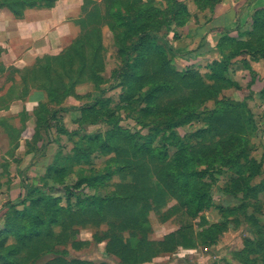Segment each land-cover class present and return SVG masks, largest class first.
Here are the masks:
<instances>
[{"label": "trees", "instance_id": "trees-1", "mask_svg": "<svg viewBox=\"0 0 264 264\" xmlns=\"http://www.w3.org/2000/svg\"><path fill=\"white\" fill-rule=\"evenodd\" d=\"M56 1L0 0V9H9L16 16H22L27 8L53 7ZM193 1L202 10L216 5L211 0ZM163 7L172 11L171 20L165 21L166 25L173 22L184 27L192 19L188 4L182 0H164L160 5L157 0H86L83 7L85 15L79 22L81 31L61 53L41 56L33 65L23 69L7 68L0 62V79L4 78L3 82L0 80V109L10 107L12 101L25 100L32 89L42 90L45 94V99L34 110L35 134L25 142L24 155L31 152L37 155L44 151L49 143L51 121L57 116L63 123L61 131L72 136L76 132L66 128L64 113L73 109L80 111L83 123L88 111L95 110L98 102L104 104L103 100L97 99L96 104L68 105L52 110V106H59L70 97L79 98L76 92L79 84L91 81L98 87L105 81V28L113 32L115 45L123 56L122 76L126 83L123 100L137 93L143 102V116H163L168 119L167 126L171 130L192 120L206 125V132L196 141L189 138L178 144L180 138L176 136L174 145L178 150L174 155L165 145L156 144L155 134H150L143 142L137 133L121 126L108 132L105 138L100 134L88 136L85 143L95 145L100 154H111L108 162L113 164L102 174L80 176L78 185H104L117 175L122 182L115 184L117 189L106 198L96 195L91 199L85 197L78 210H73L69 199L66 206L60 204V198L48 192L51 188L24 182L25 196L17 202L6 203L5 225L0 230V264H40V259L51 252L57 255L43 264H109L73 256L69 249L55 250L60 244L80 250L84 242L75 227L89 222L109 225L103 239L100 236L95 238L105 240V251L118 257L121 264L150 262L158 256L173 255L180 247L190 249L199 243L216 240L223 224L213 223L203 216L205 210L215 208V202L210 184L203 179L202 173L215 164H221L235 166L240 174H256L255 161L247 152L254 122L241 104L231 101L220 100L206 112L200 111V107L206 101L216 99L229 86L230 80L226 77L229 61L241 49L252 48L258 43L264 45V8L258 9L253 17L254 27L248 32L250 39L238 40L228 35L215 44L221 54L231 45L232 53L225 56V61L216 62L210 73L203 74L198 70L179 68L174 63L172 56L177 51L166 37L156 31L163 19ZM203 45L205 43H200L196 49ZM2 52L0 47V56ZM29 117L22 113L19 127L10 124L7 129L4 124L14 150L20 146ZM78 120L75 122L80 123ZM136 120L145 124L140 117ZM41 138L45 143L39 146L36 143ZM57 153L53 163L46 166L45 184L48 176L56 179L65 177L72 171L68 162L78 163L89 154L86 148H82V154L75 151L61 156L60 152ZM16 161L19 162V158ZM203 166L207 170L200 169ZM171 198L177 204L170 210L179 209L193 219L200 218L195 236L193 231L186 230L190 226H186L161 239L151 238L154 228L150 212L162 210ZM255 199L257 201V197ZM218 209L225 210L222 215L225 218L235 211V208H225L224 205H218ZM164 219L166 222V217ZM260 227L264 225L261 223ZM244 252L249 260V251ZM240 260L247 264V260Z\"/></svg>", "mask_w": 264, "mask_h": 264}, {"label": "rangeland", "instance_id": "rangeland-1", "mask_svg": "<svg viewBox=\"0 0 264 264\" xmlns=\"http://www.w3.org/2000/svg\"><path fill=\"white\" fill-rule=\"evenodd\" d=\"M182 1L187 3L189 9L193 11H191L193 20L189 23L191 25L178 27L173 22L172 24L170 22L169 25L164 24L165 21L168 23L171 20L172 11L170 8L163 7V19L156 31L166 37L177 51L172 59L174 58V63L179 68H190L203 74L210 73L216 62L225 61V56L227 57L232 53L231 45L227 46L224 53L221 54L215 44L228 35L238 40L250 39L248 32L253 30V17L258 9L264 8V3L261 5L260 2H257L252 5L254 0H211L210 2H216L215 7L207 6L202 10L193 0ZM163 2L164 0H157L158 5ZM191 2L192 4H190ZM261 2H264V0H261ZM231 7L237 8L235 23L225 27L219 38L217 33L202 48L196 49L199 46L198 30L209 29L212 26L210 21L213 20L218 11L222 12V10L225 11ZM103 31L107 63L103 73L105 81L98 87H96L95 82L91 81L79 84L76 88L79 98L73 97L59 106H52V110L62 109L68 105L81 107L85 104H96L97 99L103 100L104 104L101 105L98 102L95 110L88 111L85 114L86 118L84 120L86 121L83 123H81V120L84 117L80 111L74 110L66 114L65 125L70 131L76 132L72 136L61 131L64 127L58 116L57 119H53L49 129V143L44 148L43 160L46 165H50L55 160L57 152H60L61 156H66L69 153L73 154L75 151L82 154V148L88 150V157L82 158L78 163L68 162L72 171H69L63 178L56 179L48 176L46 184L43 180L46 168L43 173L35 176L30 170L31 173L26 172L24 179L26 183L41 188L45 186L51 188L48 189V192L59 197L60 204L66 206L67 199H69L73 210L80 208L79 203L85 197L91 199L96 195L102 199L106 198L117 189L115 184L122 182V178L117 175L104 185L100 183L94 186H91L90 183L78 185L80 176L102 174L106 171V167L113 164L108 162L111 154H100L95 150V145L90 142L85 143L88 136L100 134L105 138L108 132L117 126H121L137 133L143 142L150 134H155L156 144L165 145L169 153L174 155L178 150L174 145L176 136L180 138L177 143L182 144V140L186 142V140L192 138L196 141L206 132V125L199 120H192L171 130L167 126L168 119L163 116H143L141 111L143 102L139 100L137 93H132L123 100L126 86L122 76L124 72L122 68L123 56L115 45L113 32L107 28ZM185 34L196 37V42H191L190 45L185 44L186 41H182V36H185ZM226 77L230 80L229 86L224 88L216 99L203 103L200 111H209L217 105L218 101L223 100L241 104L249 112L254 127L250 143L247 146V152L250 158L255 161L254 169L258 171L254 175H246L244 173L240 174L235 166L215 164L207 172L202 173L203 179L210 184L211 196L215 202V208L205 210L203 216L205 215L213 223H222L223 226L218 231L215 241H210L207 244L199 243L197 247L192 248V251L184 253L186 261L182 262L183 264H245L240 260L246 261L248 259L245 250L249 251L247 264H264V227H260L261 223L264 225V45L258 43L253 45L252 48L241 49L239 54L229 61ZM59 116L62 117L61 114ZM137 117L142 118L145 124L139 123L136 120ZM75 120L80 121V123H76ZM38 141L36 144L39 146L45 143L44 138ZM20 155L21 153L15 156V159H18ZM35 156L36 152H31L26 157L33 162ZM200 169L207 170L205 166ZM25 170L27 169L24 168ZM251 172L249 171V173ZM38 173L40 172H35V174ZM23 187L26 190L25 186ZM254 187L256 189L252 192ZM255 197H257V201ZM176 204L177 201L171 198L168 205L162 210L150 212L151 226L156 228L158 225L168 223L167 227L174 230L190 226L186 230L193 231L195 236L200 218L193 219L179 209L170 210ZM218 205H224L225 208H235V211L229 213V218L222 217L225 210L218 209ZM19 208L22 207L19 206ZM164 217L167 219L166 222H164ZM75 228L79 231L77 235L80 240L84 242V244H81L80 250H74L66 244L57 245L55 250L69 249L70 254L73 256L96 262L106 261L109 264H121L118 257L107 254L105 251L106 241L102 239L109 230L107 223L94 224L89 222L83 225L78 224ZM168 228L164 231H169ZM259 228L262 229L260 233H258ZM57 231L60 232V228ZM95 236H100L102 239H96ZM150 236L154 238L155 234L151 233ZM70 254L69 256H71ZM56 255L54 252L46 254L40 259V264L47 262Z\"/></svg>", "mask_w": 264, "mask_h": 264}, {"label": "crops", "instance_id": "crops-1", "mask_svg": "<svg viewBox=\"0 0 264 264\" xmlns=\"http://www.w3.org/2000/svg\"><path fill=\"white\" fill-rule=\"evenodd\" d=\"M85 2L86 0H57L53 7L27 8L22 16H16L9 9H0V47L3 48L0 62L7 68L13 66L23 69L33 65L41 56L61 53L81 31L79 22L85 15L83 11ZM257 2H260L261 5L264 3L261 0H254L252 5ZM231 8L222 10V12L218 11L210 21L212 26L207 28L208 30H198L199 45L208 43L212 39L211 37L217 33L219 38L225 27L235 23L237 8ZM190 11L192 10L190 9ZM192 20L188 22V25H191L189 23ZM214 25L218 27L215 28ZM182 37V41H186L185 44L188 45L197 40L196 37L188 34ZM0 80L3 82L4 78ZM72 98L70 97L68 100ZM44 99L45 94L42 90L32 89L25 100L12 101L10 107L0 109V230L5 225L6 203L8 201L16 202L26 193L23 187L26 172H32L34 176L39 175L47 166L43 160L44 151L37 154L33 162L26 157L28 154H23L26 148L25 142L32 139L35 134L36 116L34 110ZM73 111L74 109L64 113V124L65 115ZM22 113H26L30 117L26 121V129L22 132L20 146L14 150V143L9 138L8 130L4 124L7 129L10 124L19 127ZM66 128L69 130L67 126ZM19 153L21 155L18 162L15 156ZM24 168L27 170L24 171ZM30 170L32 171L30 172ZM34 171L40 173L35 174ZM167 225L168 223H163L154 228V238L161 239L175 231L168 228ZM166 228L169 231L165 232ZM161 231L164 232L160 233ZM192 250V248L180 247L178 252L173 255L158 256L152 261L142 264H183L182 262L186 261L184 253Z\"/></svg>", "mask_w": 264, "mask_h": 264}]
</instances>
